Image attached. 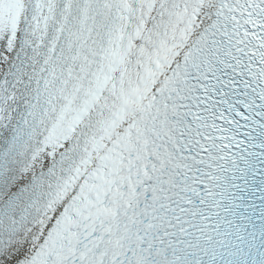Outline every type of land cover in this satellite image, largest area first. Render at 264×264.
I'll use <instances>...</instances> for the list:
<instances>
[{
	"label": "snow or ice",
	"instance_id": "obj_1",
	"mask_svg": "<svg viewBox=\"0 0 264 264\" xmlns=\"http://www.w3.org/2000/svg\"><path fill=\"white\" fill-rule=\"evenodd\" d=\"M0 264H264V0H0Z\"/></svg>",
	"mask_w": 264,
	"mask_h": 264
}]
</instances>
